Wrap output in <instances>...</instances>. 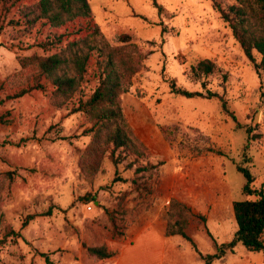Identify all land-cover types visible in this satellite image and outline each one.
<instances>
[{"label": "rangeland", "instance_id": "rangeland-1", "mask_svg": "<svg viewBox=\"0 0 264 264\" xmlns=\"http://www.w3.org/2000/svg\"><path fill=\"white\" fill-rule=\"evenodd\" d=\"M35 2L0 4V264H98L103 260L86 247L129 242L128 229L141 222L152 196L167 194L183 171L198 188H211L212 182L215 188L226 186L234 200L252 197L242 191L245 178L237 166L249 168L254 189L263 186L264 71L254 70L212 0H88L102 35L94 41L115 45L120 33H128L144 57L122 96V110L154 166L137 173V164L125 166L129 158L116 165L106 152L92 177L79 166L91 138L83 133L90 126L84 114L52 106L46 82L42 89L6 97L29 73L20 68V57L53 53L87 33L83 27L68 34L85 19L60 28L35 19ZM61 33V43L52 44ZM205 58L216 68L196 76L191 67ZM172 82L188 91L217 93L226 110L218 97L175 95ZM193 160H199L194 167ZM106 209L115 210L116 233ZM163 217L167 221L165 212ZM231 222L236 227L234 218H227L223 228L209 223L200 234L210 230L218 241L229 239Z\"/></svg>", "mask_w": 264, "mask_h": 264}, {"label": "trees", "instance_id": "trees-1", "mask_svg": "<svg viewBox=\"0 0 264 264\" xmlns=\"http://www.w3.org/2000/svg\"><path fill=\"white\" fill-rule=\"evenodd\" d=\"M5 0H0V4ZM37 14L35 19H42L52 28H60L68 22L85 19L86 24L68 34H79L84 27L87 33L68 39L58 50L50 54L33 53L19 58L22 70H28L26 81L18 90L8 94L7 98L20 97L33 89H42L49 83L52 90L49 95L50 104L56 108L70 106L69 112L84 114L90 123L83 133L91 138L79 159L81 172L92 177L99 170L103 155L108 152L114 164L129 158L126 167L137 164L135 172H146L154 166L150 165V154L143 142L128 127L122 110V96L128 92L132 78L140 71L144 57L140 48L133 43L131 35L120 33L118 43L110 44L101 37L99 25L93 21V13L88 0H35ZM214 9L220 18L231 29L232 35L239 43L243 54L252 63L258 73L264 71V0H236L235 3L222 5L212 0ZM254 5L256 8H254ZM63 33L55 42L61 43ZM45 48L46 45L42 44ZM258 56V60L256 58ZM216 64L208 58L192 65L196 76L212 73ZM88 83L92 86L85 88ZM172 93L183 97H218L223 110L225 101L217 93L206 90L188 91L170 83ZM234 118V116H232ZM164 131V129H162ZM247 132H250L247 129ZM243 174L245 184L242 191L244 199L232 202L236 231L227 244L217 247L216 254H202L197 251L194 242L186 234V229L193 216L191 208L176 198H171L166 210L165 235H181L189 240L198 255L209 264L213 257L223 253L222 248L233 247L240 242L249 251L264 252V183L260 189H254V175L248 167L237 166ZM4 176L11 177V172ZM116 179V178H114ZM120 179V178H118ZM115 181V180H113ZM135 183V180H132ZM109 221L117 232L115 210H105ZM200 219L204 217L198 215ZM10 233L16 235L14 230ZM121 234V232H119ZM3 240H0L2 243ZM88 254L99 260L113 256V251L105 245L87 246ZM46 257L45 254H42ZM48 261V258L46 257Z\"/></svg>", "mask_w": 264, "mask_h": 264}, {"label": "crops", "instance_id": "crops-1", "mask_svg": "<svg viewBox=\"0 0 264 264\" xmlns=\"http://www.w3.org/2000/svg\"><path fill=\"white\" fill-rule=\"evenodd\" d=\"M198 162L199 160H193L190 164L194 167ZM178 174L177 172L176 175ZM194 183L196 182L191 179V173L183 171L182 177H177L174 188L167 194H154L153 204L144 211L141 222L137 219L128 229L130 241L111 245L109 249L113 251V256L98 264H207L197 251L204 255L216 254L218 246L231 241L236 227L231 222L233 225L231 235L229 239L223 241H218V233L206 230L204 234L206 236H202L200 231L208 229L209 223L216 229L223 228L227 218L233 219L234 199L226 186L215 188V182L211 184L206 182V185L213 187L198 188ZM171 198H176L191 208L193 216L185 231L194 242L197 251L185 237L165 235L166 220L163 212L166 213ZM198 215L204 218L200 219ZM197 235L202 240L201 243ZM224 251L225 254L213 257L209 264H213L215 260L224 264H264V252L249 251L240 242L230 248L224 247ZM253 256L255 258H252Z\"/></svg>", "mask_w": 264, "mask_h": 264}, {"label": "built area", "instance_id": "built-area-1", "mask_svg": "<svg viewBox=\"0 0 264 264\" xmlns=\"http://www.w3.org/2000/svg\"><path fill=\"white\" fill-rule=\"evenodd\" d=\"M88 209H91V206H87Z\"/></svg>", "mask_w": 264, "mask_h": 264}]
</instances>
